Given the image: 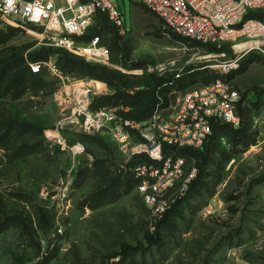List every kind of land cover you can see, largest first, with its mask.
<instances>
[{
	"label": "rangeland",
	"instance_id": "1",
	"mask_svg": "<svg viewBox=\"0 0 264 264\" xmlns=\"http://www.w3.org/2000/svg\"><path fill=\"white\" fill-rule=\"evenodd\" d=\"M113 1L131 30L120 35L98 20L92 32L111 42V62L90 63L131 80H149L161 67L185 72V86L170 89L168 104L186 88L213 80L220 62L248 44L225 42L215 45L219 49L168 29L141 0ZM28 28L0 42V57L26 59L15 87L20 96L0 97V264H264V53L244 50L241 66L230 74L243 93L246 138L211 137L198 184L172 205L158 235L160 219H153L137 187L134 167L141 159L107 135L84 132L67 96L86 80L102 89L96 97L116 87L65 71L59 57L66 51ZM34 56L53 59L61 76L31 73ZM107 168L111 178L105 180ZM147 233L160 243H149Z\"/></svg>",
	"mask_w": 264,
	"mask_h": 264
},
{
	"label": "built area",
	"instance_id": "2",
	"mask_svg": "<svg viewBox=\"0 0 264 264\" xmlns=\"http://www.w3.org/2000/svg\"><path fill=\"white\" fill-rule=\"evenodd\" d=\"M141 1L168 29L184 37L217 46L248 43L238 56L220 62L218 76L210 82L186 88L170 104L160 94L155 110L144 122L126 116L129 106L94 108V98L102 89L89 80L73 94L67 92L84 132L107 135L129 157L141 159L134 167L137 187L153 219L158 220L186 195L198 173L196 165L175 155L171 147L202 148L216 120L234 127L242 123L239 107L243 93L230 74L241 66L244 50L256 48L264 53V20L247 16L251 9L264 7V0ZM99 12L108 15L120 35L131 30L113 0H0V29L13 26L31 31L28 27L32 26L56 48L87 61L109 64L112 50L107 42L98 34L85 38ZM29 65L33 72L46 70L61 76V68L51 58L30 61ZM158 69L164 73L165 67ZM175 74L180 77L182 72ZM64 123L60 121L57 130Z\"/></svg>",
	"mask_w": 264,
	"mask_h": 264
},
{
	"label": "trees",
	"instance_id": "3",
	"mask_svg": "<svg viewBox=\"0 0 264 264\" xmlns=\"http://www.w3.org/2000/svg\"><path fill=\"white\" fill-rule=\"evenodd\" d=\"M247 16L251 17H257L264 20V12L258 9H251ZM105 20L107 22V27L110 31L114 33H118L116 27L114 24L110 21L108 15L106 13L99 12L94 24L100 20ZM105 22V23H106ZM91 26L90 31L88 34L85 35L86 39H89L92 35L98 34L103 38V34L101 32L95 31L92 32L93 26ZM103 25H105L103 23ZM7 30V31H4ZM18 30L17 27L9 26L5 29H0V42L6 41L11 37L14 32ZM119 34V33H118ZM103 40L107 42L104 38ZM107 44L111 48V42H107ZM212 46L216 48L217 47L213 44ZM61 50L66 51V53H63L59 57V62H62L61 67L68 72H75L80 73L83 75H90L94 76L103 80H107L111 85L115 86L117 91L114 94L111 95H101L100 97L94 98L93 107L98 108L100 106H104V104L110 105H120L123 104L124 106H129V110L126 113V116L136 119L138 121L144 122L149 119V117L152 115L153 111L155 110L160 98V94L163 95L166 104H168L167 101V93L170 91V89H181L185 86V72L181 74L180 77H176L175 73H161V74H155L151 73V78L149 80L145 79H138V80H131L128 79L127 75L121 74L113 69L107 68L105 66L90 63L91 61H85L83 59H80L78 57L72 56L71 52L58 48ZM112 50V49H111ZM76 55V54H73ZM78 56V55H76ZM17 56L9 55L8 57H0V97L3 93L12 92L15 97H19L20 93L18 88L16 87L17 80L23 70L25 68L21 67V63L25 62V58L21 56V61L16 58ZM81 57V56H80ZM36 60H44L39 59V56H34V58L31 61ZM97 63V62H96ZM59 66V65H58ZM60 67V66H59ZM31 73L33 74H41L42 72H33L30 68ZM193 79V78H191ZM215 79V78H213ZM210 78H206L204 83L210 82ZM24 82V79H23ZM99 86L102 84L100 82H97ZM125 87V89H123ZM16 89V91H14ZM242 102V101H241ZM241 105V103H240ZM240 110V107H239ZM241 114V113H240ZM242 117V114H241ZM243 124V117H242V123L239 127H234L230 125L229 123L222 122L220 120H216L214 122L213 131L209 135L207 141L205 142L204 146L202 148H193V147H183V148H176L171 147L173 149V152L175 155H183L190 159L191 157H199V160H201L200 163L196 164L198 168L197 176L192 180L190 184V189L194 188L198 184V180L200 179L201 171L203 170V162L207 159V154L212 150L213 144L211 146L209 145L211 137L214 139L217 136H220L221 134H228V135H238L237 138L244 139L246 138V129L242 127ZM98 140V138H96ZM101 139V138H100ZM99 139V140H100ZM209 141V142H208ZM101 176L108 180L111 178L110 170L107 168L102 173ZM138 183V180H137ZM174 205V204H173ZM174 208V206L172 207ZM172 208H170L165 215L158 220L156 224V233L159 235L160 226L162 223L168 218L170 212L172 211ZM43 214V213H42ZM147 241L149 243H160V237L158 238L153 233H147L146 235ZM136 247V246H135Z\"/></svg>",
	"mask_w": 264,
	"mask_h": 264
},
{
	"label": "bare ground",
	"instance_id": "4",
	"mask_svg": "<svg viewBox=\"0 0 264 264\" xmlns=\"http://www.w3.org/2000/svg\"><path fill=\"white\" fill-rule=\"evenodd\" d=\"M244 44V43H243ZM240 45V44H239ZM237 47V46H236Z\"/></svg>",
	"mask_w": 264,
	"mask_h": 264
}]
</instances>
